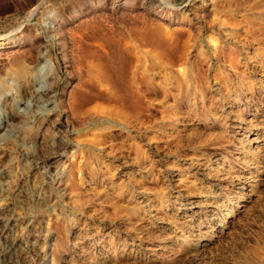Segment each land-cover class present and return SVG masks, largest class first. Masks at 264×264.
I'll list each match as a JSON object with an SVG mask.
<instances>
[{
  "label": "rangeland",
  "instance_id": "obj_1",
  "mask_svg": "<svg viewBox=\"0 0 264 264\" xmlns=\"http://www.w3.org/2000/svg\"><path fill=\"white\" fill-rule=\"evenodd\" d=\"M0 264H264V0H0Z\"/></svg>",
  "mask_w": 264,
  "mask_h": 264
},
{
  "label": "bare ground",
  "instance_id": "obj_2",
  "mask_svg": "<svg viewBox=\"0 0 264 264\" xmlns=\"http://www.w3.org/2000/svg\"><path fill=\"white\" fill-rule=\"evenodd\" d=\"M34 12V11H33ZM126 51H130V46L128 47V45H127V47H126V49H125ZM138 51H136V53H137ZM139 53V52H138ZM154 55H156V52L154 53ZM138 59H139V56L137 57V61H138ZM139 71V67H138V65H136L135 66V68H134V70L132 71L133 73H132V75H131V79H130V81L128 82V85H127V88L129 89V91L130 92H133V93H135V94H138L139 93V91L141 90V88H140V83H139V81H138V79H139V77H138V74L137 73H139L138 72ZM141 78V77H140ZM107 82V81H106ZM126 88V89H127ZM138 96V95H137ZM135 102H138V99H137V97H136V99H135Z\"/></svg>",
  "mask_w": 264,
  "mask_h": 264
}]
</instances>
